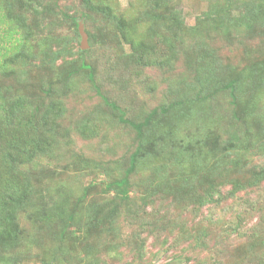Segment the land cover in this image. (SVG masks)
<instances>
[{
  "label": "rangeland",
  "instance_id": "374dc122",
  "mask_svg": "<svg viewBox=\"0 0 264 264\" xmlns=\"http://www.w3.org/2000/svg\"><path fill=\"white\" fill-rule=\"evenodd\" d=\"M10 1L33 35L12 62L4 58L21 47L0 40V159L11 167L0 161V201L7 192L22 200L0 264H264V179L249 185L264 171V74L253 84L264 69V20L249 29L232 18L246 1L263 5L264 17V0H163L154 10L149 0H92L111 18L81 0ZM3 11L0 37L12 27ZM120 20L143 46L130 47ZM145 43L154 45L146 60L159 63H137ZM209 67L239 77L235 104L203 84ZM102 95L127 118L155 111L160 121L124 198L104 184L122 175L136 132ZM9 144L22 161L2 155ZM210 186L219 193L202 203ZM61 210L74 215L62 236Z\"/></svg>",
  "mask_w": 264,
  "mask_h": 264
},
{
  "label": "trees",
  "instance_id": "16d2710c",
  "mask_svg": "<svg viewBox=\"0 0 264 264\" xmlns=\"http://www.w3.org/2000/svg\"><path fill=\"white\" fill-rule=\"evenodd\" d=\"M85 6L87 5L90 7V9H95V10H100L104 13H106L109 18L113 17L111 14V8L105 5L102 1H99L98 4L94 3L92 0H81ZM163 0H149V5L152 10L159 8V6L163 3ZM243 7H242V12L239 13V15L232 17L235 22L234 25L238 24H244L246 25L249 29H251L254 25L260 26L261 21L264 20L263 14L261 11L263 10V5H259V3H254L252 2H242ZM4 9L2 12V22L10 23L12 24V27L7 26V28H3L0 40H5L6 42H10V44L17 43V45L21 48L16 47L15 52L11 56H4V61H15L16 59L19 58L21 54L24 53L23 48L26 46L27 41L32 39V31L28 29L24 23V20H22L19 16L14 11V5L10 0H0V8ZM83 16V15H82ZM151 16L157 20V16L153 13H151ZM227 16V15H226ZM228 21V25H233L231 20L232 18L226 17ZM73 21L76 25L75 17H73ZM119 26L121 27V32L123 38L130 44L131 48H136L137 46L142 45L145 41L141 40V42L135 40L133 37V34H129V32L125 29V23L120 20L118 21ZM152 28V27H151ZM123 29V30H122ZM23 30V31H22ZM77 32V31H76ZM77 38L80 39L79 32L76 33ZM16 35V36H15ZM149 46V43H145V49L146 47ZM154 52V45L148 47L145 51V53H141L138 55L136 61L138 64L141 65H147L148 62L151 63H159L157 59H147L145 58V55H153ZM84 50L79 49V68L87 70V77L88 79L94 84V71L93 68L90 64H87L84 62ZM7 62H3L2 67H6ZM255 67V66H254ZM254 70L257 72L259 70ZM261 71V69H260ZM6 74V72L4 73ZM264 74V69H262L261 75H253V84L254 87H256V83L258 80H262V76ZM217 74V69L214 67H209L208 69V74L207 76L203 77V84H208L217 90H222V91H227L229 96H230V102L235 104V99L237 98V90L239 91V87H241V84H239L238 79L239 77H232L226 79L224 77H220ZM95 85V84H94ZM96 91L99 93L98 87L95 85ZM103 96V95H102ZM103 101L106 105H108L112 111H118L119 113L116 114V118L119 122L121 123H126L130 125L136 132V138H137V143L133 151H131L129 158H128V164L124 168L122 175L112 178L109 181L105 182L104 188L109 191V190H115L117 194L123 195V198L127 196V190L129 189L131 182H130V175L135 171L139 163L142 162L144 163L146 161L147 156H151L150 152H146L147 145L155 139L154 137L151 138V134H154L156 129L160 128V121L159 117L157 115V112L152 111V113L147 114L142 120L135 121L133 119L125 117L124 113L120 110L118 105L112 101H109L106 97L103 96ZM19 102V101H17ZM15 107V104L12 105ZM16 106H20L19 104H16ZM12 107V108H13ZM12 111H17V109H10ZM153 114L155 116H153ZM32 114L27 116V120L30 122L32 120ZM27 121V122H28ZM28 122V123H29ZM46 122V117L42 120V124ZM150 135V136H149ZM0 137L1 139H4V132H0ZM46 140L42 139L41 141ZM34 141V139H32ZM40 141V140H39ZM33 143L37 144L36 141ZM10 148V149H9ZM9 149V150H7ZM13 150H16V153L13 152ZM26 148L23 147V153L26 152ZM20 147L19 145L13 146V144H9V146L3 151L2 155H5L8 160L11 162H19L22 161L19 153ZM0 161L4 164H6L9 168L10 164L6 161L5 158L0 159ZM164 166V164H163ZM255 177L251 179L249 182V185H254L257 184L260 180L264 179V171H256ZM248 182V181H247ZM238 187H242L241 184H238ZM153 190V185L148 183L146 185V194L145 197H150L151 196V191ZM239 190V189H238ZM236 192L235 188L230 191V194H234ZM85 193V192H84ZM206 194L204 195V199L202 203L204 202H209L213 200V196L215 194L219 193V190H216L213 188V186H210L207 191L205 192ZM16 192H7L5 195V199H2L0 201V245H1V250L7 248L9 245L14 244V241L17 238V224H16V212L18 211L19 206L22 205V200L21 196H18ZM11 202V203H10ZM146 202H148L146 200ZM11 205V206H10ZM58 217L62 218V227L59 231L60 236L65 234L66 229L68 228L69 225H71V221L74 219L73 212H65L64 210H61L58 213ZM98 221V220H97ZM96 221V222H97ZM14 258V257H13ZM11 257V259H13ZM1 260H6L5 256H0ZM14 261V260H13ZM15 264H18L15 261ZM169 264V263H165Z\"/></svg>",
  "mask_w": 264,
  "mask_h": 264
},
{
  "label": "water",
  "instance_id": "95a60500",
  "mask_svg": "<svg viewBox=\"0 0 264 264\" xmlns=\"http://www.w3.org/2000/svg\"><path fill=\"white\" fill-rule=\"evenodd\" d=\"M78 32L80 35V47L85 48L87 45V33L83 29L82 23H78Z\"/></svg>",
  "mask_w": 264,
  "mask_h": 264
}]
</instances>
